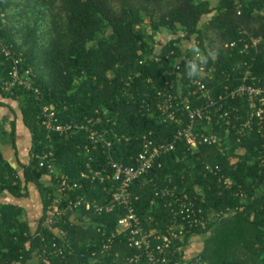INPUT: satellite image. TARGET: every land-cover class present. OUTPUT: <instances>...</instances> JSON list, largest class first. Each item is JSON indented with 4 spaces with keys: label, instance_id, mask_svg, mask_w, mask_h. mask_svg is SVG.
<instances>
[{
    "label": "trees",
    "instance_id": "1",
    "mask_svg": "<svg viewBox=\"0 0 264 264\" xmlns=\"http://www.w3.org/2000/svg\"><path fill=\"white\" fill-rule=\"evenodd\" d=\"M0 37L25 58L23 65L31 70L43 97L39 101L23 87L6 92L2 82L9 63L0 54V94L7 99L0 106H7L12 115L10 131L0 121V133L10 136L22 169L20 173L0 148V197L11 198L0 201V264H109L118 254L134 252L127 242L130 230L119 232L118 221L124 215L119 208L102 214L85 206L72 211L79 220L87 217L106 225L110 234L116 232L108 251L102 242L110 235L97 226L80 225L65 215L59 225L65 233L59 237L57 226L45 223L51 185L45 179L47 168L39 167L31 153L53 150L57 168L73 178L89 169L88 164L106 168L103 150L92 149L88 131L73 130L91 118L97 130L108 129L114 158L125 166L137 163L145 135L155 144L175 145L159 158L162 165L145 173L132 190L139 196L138 215L143 220L152 215L158 228L169 210L162 199L151 204L152 184L147 179L163 186L173 177L179 192L197 194L205 211L221 213L207 229H199L190 264H264V165L259 159L264 134L254 132L237 141L236 130H227L223 122H199L196 133L213 131L223 138L222 145L201 143L192 153L185 140L175 136L180 125L164 121L156 106L157 90L166 81L181 85L184 94L188 90L189 41L202 50H218L215 61L205 67L204 81L213 98L224 94L226 86L234 87L238 83L234 78L247 68L259 79L257 85H264V0H0ZM191 101L200 102L195 96ZM13 102L32 138L27 162L19 158ZM222 102L224 109L249 107L246 97ZM43 103L54 108L59 124L73 128L63 135L49 130L43 124ZM181 116L186 125L188 116ZM207 163L218 164L221 170L206 174ZM222 176L233 180L231 188L219 181ZM31 185L41 195L40 215L33 225L25 207L12 201L28 198ZM103 187L98 181L83 180L75 193L102 203L108 196ZM241 192L247 194L245 200ZM65 239L71 249L55 256L52 245H63Z\"/></svg>",
    "mask_w": 264,
    "mask_h": 264
},
{
    "label": "built area",
    "instance_id": "2",
    "mask_svg": "<svg viewBox=\"0 0 264 264\" xmlns=\"http://www.w3.org/2000/svg\"><path fill=\"white\" fill-rule=\"evenodd\" d=\"M238 1L235 0L236 3ZM257 41L254 40L253 43L256 44ZM231 45L234 46L235 42H232ZM0 54L3 56L4 62L9 63L8 77L3 80L2 88L6 92L13 93L15 87H23L33 91L35 98L42 101L40 89L33 84L31 70L23 65L25 58L21 54H17L13 45L5 42L1 37ZM177 67H180L179 64ZM250 74L249 68L240 72V75L234 78L238 83L232 88L226 86L224 94H218L216 98H213L211 90L208 89L204 81V77L207 76L206 69L202 78L190 79L186 76L188 90L185 94L181 85L168 80L161 89L157 90L156 106L164 121H173L180 125L175 136L178 139H184L190 150L196 149L201 143L222 145L223 138L213 131L202 132L200 135L196 133V125L203 121L211 124L216 119L218 123L223 122L227 126V130L234 128L237 141L254 132L264 134V85H257L256 81L259 79L256 76H250ZM178 75L177 81H180L182 75L179 73ZM249 80H255V82L247 84ZM192 96L200 101L199 104L193 105ZM243 97H246L249 102L248 108L241 110L240 106L232 105L224 109L223 100ZM242 112L244 115L240 114ZM41 115L44 118L43 124L49 130L58 132L60 135L73 128L70 124H59L54 108L49 104H41ZM181 115L188 116L186 125H182ZM240 119L242 120L239 121ZM237 121H239L238 124H236ZM93 122V118L88 119L87 123L78 124L73 130L88 131V137L93 142L92 149L96 150L101 147L103 150L106 168H102V166L91 168L88 164L89 169L81 171L79 177L73 178L57 168L53 150L31 153V158L37 160L39 167H45L48 170L45 179L51 185V191L47 195L49 213L45 223L57 226L59 237L65 233L64 228L59 226L65 215L80 225L83 224L86 227L92 225L95 228L97 226V230L103 235H110L102 242L108 251L112 247L116 232L112 231L110 234V231L104 228L106 225L93 222L87 217L79 220L72 214V211L85 206L87 209H93L97 214H102L113 212L119 208L124 211V215L118 221L119 232L130 230L127 242L134 252L124 256L118 254L109 264H190L189 258L192 254L190 248L196 242L199 229H207L208 225L221 213L205 211L198 204L197 194L186 191L179 192L178 184L174 182L173 177H168L166 185L163 186L147 179L152 184L151 204H155L157 199H162L165 207L169 210L168 219L164 222L161 221V227L158 228L156 223L159 224V222L155 221L152 215L149 214L144 220L138 215L136 200L139 196L132 190V186L145 173L147 174L155 165H162L159 158L163 153L173 150L175 145L173 143L155 144L145 135L144 150L139 154L137 163L125 166L114 158L111 148L113 140L107 138L108 129L99 131L93 127ZM52 147L51 144L50 148ZM191 152L194 153V150ZM259 159L264 165L263 152L259 153ZM232 161L235 162L236 159L234 158ZM204 170L206 174H217L221 167L218 164L207 163ZM83 180L98 181L103 184V190L108 196L102 203L97 198L91 200L85 194L75 193L82 189ZM219 181L227 188L233 186V180L230 177L222 176ZM246 195L245 192L239 193L243 200L246 199ZM228 210L232 209L228 208ZM154 223L155 226H153ZM150 225L151 227H148ZM52 247V253L55 256H64L71 249V244L65 239L63 245L54 243ZM94 254L95 252L92 253V255Z\"/></svg>",
    "mask_w": 264,
    "mask_h": 264
},
{
    "label": "crops",
    "instance_id": "3",
    "mask_svg": "<svg viewBox=\"0 0 264 264\" xmlns=\"http://www.w3.org/2000/svg\"><path fill=\"white\" fill-rule=\"evenodd\" d=\"M0 101L6 102L7 99L3 98L2 95L0 94ZM12 106L16 109L18 118H17V147L19 149V158L23 162H27L29 159V150L31 146V134L29 129L25 126V124L22 121L21 118V112L20 109L18 108L17 104L15 102L12 103ZM12 118L11 112L7 106H0V121H2V126L3 129L6 131H10V124H9V119ZM0 148L2 149L4 156L15 166L17 167V158L14 152V149L12 147L11 143V138L8 134L0 133ZM22 150V152H21ZM18 168V167H17ZM21 169V168H20ZM22 170V169H21ZM20 172V171H19ZM21 173V172H20ZM31 194V193H30ZM0 201H7L10 200V196L7 194H4L2 197H0ZM27 198L24 199H13L12 201L24 206L27 210L28 215L29 213V208L27 205ZM30 217V215H29ZM37 221V217L34 218V220L30 219V224L33 225ZM192 247L197 249L198 245L193 244ZM193 254V253H192Z\"/></svg>",
    "mask_w": 264,
    "mask_h": 264
},
{
    "label": "clouds",
    "instance_id": "4",
    "mask_svg": "<svg viewBox=\"0 0 264 264\" xmlns=\"http://www.w3.org/2000/svg\"><path fill=\"white\" fill-rule=\"evenodd\" d=\"M186 47L192 54L191 59L185 60L187 76L190 79L202 78L205 67L210 61H215L217 58L218 50L212 47L202 50L201 47L193 41L187 42Z\"/></svg>",
    "mask_w": 264,
    "mask_h": 264
},
{
    "label": "rangeland",
    "instance_id": "5",
    "mask_svg": "<svg viewBox=\"0 0 264 264\" xmlns=\"http://www.w3.org/2000/svg\"><path fill=\"white\" fill-rule=\"evenodd\" d=\"M21 1L23 2L24 0H21ZM21 152H22V150H21ZM17 167H18L19 171L22 172V170L20 169L19 165ZM30 189H31V194H30V196H28L26 201L28 202L27 205H28L29 213H30L29 214L30 215L29 218L34 220V218H36V217L38 218V216L40 215V211H41V195L37 191V189L35 188L34 185H31ZM190 251H191V253H194L195 249L193 247H191Z\"/></svg>",
    "mask_w": 264,
    "mask_h": 264
}]
</instances>
